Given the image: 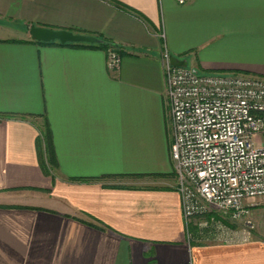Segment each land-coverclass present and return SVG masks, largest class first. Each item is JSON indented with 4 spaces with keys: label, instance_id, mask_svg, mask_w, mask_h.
<instances>
[{
    "label": "crops",
    "instance_id": "0c3cea01",
    "mask_svg": "<svg viewBox=\"0 0 264 264\" xmlns=\"http://www.w3.org/2000/svg\"><path fill=\"white\" fill-rule=\"evenodd\" d=\"M32 25L110 41L120 65L39 43ZM165 51L200 73L264 77V0H0V264H264V243L191 238Z\"/></svg>",
    "mask_w": 264,
    "mask_h": 264
},
{
    "label": "built area",
    "instance_id": "2783aa9c",
    "mask_svg": "<svg viewBox=\"0 0 264 264\" xmlns=\"http://www.w3.org/2000/svg\"><path fill=\"white\" fill-rule=\"evenodd\" d=\"M169 57L163 52L170 155L185 222L214 210L246 218L247 200L264 201V77L200 73ZM107 59L117 69L121 55L110 49Z\"/></svg>",
    "mask_w": 264,
    "mask_h": 264
},
{
    "label": "rangeland",
    "instance_id": "374dc122",
    "mask_svg": "<svg viewBox=\"0 0 264 264\" xmlns=\"http://www.w3.org/2000/svg\"><path fill=\"white\" fill-rule=\"evenodd\" d=\"M172 166L174 169V163ZM172 178L174 187V172ZM246 204L250 209L246 218L235 219L228 210H214L211 214L191 219L188 221V227L192 240L198 245L239 244L245 241L264 243V201L249 199ZM212 225L217 228L213 229Z\"/></svg>",
    "mask_w": 264,
    "mask_h": 264
},
{
    "label": "water",
    "instance_id": "95a60500",
    "mask_svg": "<svg viewBox=\"0 0 264 264\" xmlns=\"http://www.w3.org/2000/svg\"><path fill=\"white\" fill-rule=\"evenodd\" d=\"M31 39L38 42H59L65 43H88L96 44L100 42L99 38L94 35H87L81 33H75L66 29H51L47 27L35 26L30 27ZM170 63L175 66H185V62L177 59L174 56H170Z\"/></svg>",
    "mask_w": 264,
    "mask_h": 264
},
{
    "label": "trees",
    "instance_id": "16d2710c",
    "mask_svg": "<svg viewBox=\"0 0 264 264\" xmlns=\"http://www.w3.org/2000/svg\"><path fill=\"white\" fill-rule=\"evenodd\" d=\"M119 8L121 9H125L127 10V7L121 5L120 3H118L117 1H113ZM100 42L96 43V44H88V43H65V44H61V45H88V46H93V47H98V48H101L103 49L106 53H108V51L110 49H115L120 55L122 53V50L119 46L111 43L110 41H107L103 38H99ZM38 42V41H37ZM39 43H45V42H39ZM52 43H57V44H60L59 42H47V44H52ZM46 139H47V136H45ZM49 148H50V145H49ZM77 180L78 182H91L93 179L91 178H83V179H75ZM195 230V229H194ZM196 233V232H195Z\"/></svg>",
    "mask_w": 264,
    "mask_h": 264
}]
</instances>
